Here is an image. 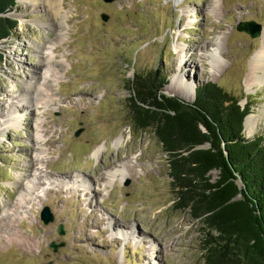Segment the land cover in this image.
<instances>
[{"label":"rangeland","instance_id":"obj_1","mask_svg":"<svg viewBox=\"0 0 264 264\" xmlns=\"http://www.w3.org/2000/svg\"><path fill=\"white\" fill-rule=\"evenodd\" d=\"M40 2L16 0L9 15L18 20L17 29L0 40L3 205L16 200L20 184L28 187L44 174L35 199L11 216L31 247L7 242L2 236L11 230L2 226L0 264H154L150 254L159 264H205L203 224L175 209L166 154L152 130L129 125L125 85L134 72L160 70L167 77L164 94L180 97L171 90L174 76L185 81L193 98L196 84L215 82L241 97L242 105L248 101L253 128L245 136L264 141V79L244 80L250 56L261 46L264 0H62L60 38L47 25L53 19ZM249 20L260 24L258 36L237 30ZM38 47L59 62L50 61L48 78L27 95L31 106L21 93L25 80L38 72ZM211 53L222 61L217 69ZM8 102L25 108L11 112L13 119ZM123 164L124 177L105 176ZM77 175L99 183L92 201H85ZM211 176L213 181L217 172ZM44 206L53 215L47 224L40 219ZM108 216L124 236L111 234ZM52 241L62 246L54 251ZM149 241L155 253L147 252Z\"/></svg>","mask_w":264,"mask_h":264},{"label":"trees","instance_id":"obj_2","mask_svg":"<svg viewBox=\"0 0 264 264\" xmlns=\"http://www.w3.org/2000/svg\"><path fill=\"white\" fill-rule=\"evenodd\" d=\"M15 4L0 0V40L17 29ZM166 79L154 70L127 80L129 125L161 144L175 209L203 224L204 263L264 264V141L245 136L248 101L212 81L196 84L187 101L163 93Z\"/></svg>","mask_w":264,"mask_h":264},{"label":"bare ground","instance_id":"obj_3","mask_svg":"<svg viewBox=\"0 0 264 264\" xmlns=\"http://www.w3.org/2000/svg\"><path fill=\"white\" fill-rule=\"evenodd\" d=\"M40 3H42L44 7L47 8L48 12L50 13L53 19V20H49L47 25L51 26L55 30L56 32L55 38H60L61 37L60 31L62 30L61 27L63 25L62 23L63 21H58L57 17H62L60 13L61 12L60 10L63 7L62 0H41ZM261 36H262L261 46L258 50L253 52L252 55L250 56L249 69L247 73L245 74L244 80L250 84L259 83L263 81L264 79V28L262 29ZM56 48L57 46L54 45L53 47L50 48L51 50L50 52L52 53L56 51L57 50ZM38 49L40 50V54H41V60L39 63L40 66L37 67L38 72L37 73L33 72L32 76H30L28 79L25 80L24 89L22 90L23 93H21L22 96L26 95V99L28 100V102H30L31 106H33V100H31L30 97L27 98V95L29 96V94L33 93V91L37 92L39 89L40 82L48 78L47 65H49L50 61L54 60L56 64L57 62H59L55 59L54 55H51L50 52H47L48 50L46 51V48L38 47ZM210 56L212 58L211 60L213 63V67L216 69L219 68L222 62L219 56L218 55L216 56L213 53H211ZM170 86H171V90L179 94V96L183 98L184 100L189 101L192 98L190 88L188 87V85H186L184 80L180 78L176 80L175 77L173 76L170 82ZM23 106L25 105H23L22 103L8 102V105L6 107L9 113L11 112L15 113L16 111H20L22 108L24 109L25 107ZM0 110H2L1 107H0ZM10 116L14 119L13 114ZM244 121H245L244 130L253 128L252 114H249L247 117H245ZM248 132L250 131L248 130ZM98 153H100L99 147L94 150V154H98ZM30 164L33 167V163H30ZM125 171H126V166L125 164H123V166L119 165V167L115 166L114 169L111 168V169L105 170L104 174L108 179L109 178L113 179L115 176L122 178L125 176ZM42 177H44V174L40 172L39 174L34 176V179H32L29 184H27L28 187H24L22 184H20V188L16 192V195H17V197L15 198L16 200L10 204V206H12L13 208H11L9 205L8 206L3 205V200L2 198H0V204L3 209V212L0 215V219L6 220V224L1 223V220H0V228L1 229L6 228V229L11 230V232L8 233L6 236H2L7 242H12V243L19 242V243H22L24 246H27L28 249H30L31 244L29 243V240L24 235H22L18 230L14 228V225H13L14 218H12L11 216L14 217L15 213H17L18 207L22 205V203H25L27 199H29V201H33L35 199L36 195H34V191L36 190L37 186L44 183V178ZM76 178H79L77 179V181L80 183V185H82L81 190L83 192L85 201H88V200L92 201L91 196L92 197L94 196L93 195V191H95L94 188L97 185L99 186V183L98 184L96 183L97 185L94 186L93 180L91 183L89 177H86V176L83 177L81 175H77ZM97 178L101 179V177L99 176ZM105 183L103 182L102 184L104 185ZM86 191L88 192V195L86 194ZM106 219H108L106 223H107V226L110 227V230H112V233H111L112 235H115V236L125 235L126 232L118 228V223L116 222L115 219H112V217H109V216L106 217ZM135 231H136L135 228H133L134 233ZM31 243L33 245V242ZM146 250L147 252L150 250L151 252L153 251L155 253L157 251V246L155 245L153 246L152 242L149 241V245L146 247ZM148 259L153 260L154 264H159L157 261L154 260L155 257L153 258L152 254L148 255Z\"/></svg>","mask_w":264,"mask_h":264},{"label":"water","instance_id":"obj_4","mask_svg":"<svg viewBox=\"0 0 264 264\" xmlns=\"http://www.w3.org/2000/svg\"><path fill=\"white\" fill-rule=\"evenodd\" d=\"M104 1L108 2V1H112V0H104ZM236 28L239 31H243V32L247 33L250 37L258 36L260 34V32H261V26H260V24L259 23H256L253 20L241 21V22H239L237 24ZM78 133H79V131L76 132V134H78ZM239 198H241V194L240 193H237L236 196L233 199H239ZM40 219H41V221L44 224H47V223H49V222H51L53 220V215L49 211L48 206L42 207V209L40 211ZM58 233H60V234L62 233V227H61V225L58 228ZM50 246L55 251L57 249V247L62 246V243L56 244V243H54L52 241L50 243ZM45 264H51V263L50 262H47Z\"/></svg>","mask_w":264,"mask_h":264}]
</instances>
